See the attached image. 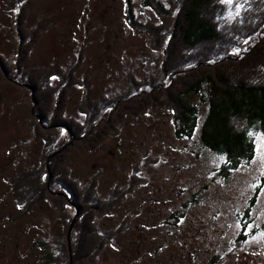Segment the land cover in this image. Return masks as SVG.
<instances>
[{"label": "rangeland", "instance_id": "rangeland-1", "mask_svg": "<svg viewBox=\"0 0 264 264\" xmlns=\"http://www.w3.org/2000/svg\"><path fill=\"white\" fill-rule=\"evenodd\" d=\"M222 1L226 17L236 18L238 0ZM129 7L140 22H161L144 0H0V57L6 65L0 60V264H46L45 254H57L69 241L51 200H39L23 216L13 193L18 174L46 168L53 157L44 161L43 133L30 125L36 90L12 82L18 66L26 72L77 65V81L63 97L57 93L54 103L60 110L65 99L61 113L83 122L80 106L89 95L97 100L120 93L128 71L141 80L157 59H167L166 49L156 55L150 37L130 25ZM29 30L36 37L27 49ZM21 49L29 51L26 59ZM54 80L59 88L62 82ZM189 100L202 121L207 104L200 95ZM251 134L253 161L228 179L219 173L224 155L203 147L197 134L179 138L173 113L165 108L126 116L95 150L81 143L65 150L73 140L63 135L56 152L65 153L64 167L80 189L96 177L99 197L108 200L134 180L124 200L96 220L100 234L114 238L95 264H208L222 251L234 253L221 264H234L239 256L235 264H264V134Z\"/></svg>", "mask_w": 264, "mask_h": 264}, {"label": "trees", "instance_id": "trees-1", "mask_svg": "<svg viewBox=\"0 0 264 264\" xmlns=\"http://www.w3.org/2000/svg\"><path fill=\"white\" fill-rule=\"evenodd\" d=\"M17 1L24 4L29 0ZM144 4L156 12L161 22H140L129 7L130 25L150 37L156 55L166 49L167 59H157L141 80L128 71L127 87L120 93L97 100L89 95L80 106L83 122L61 113L65 99L60 110L54 103L57 93L63 97L67 87L75 83L77 65L68 70L55 65L26 72L19 65L21 77L15 75L12 81L36 90L30 125L43 133L44 161L53 155L48 163L44 162L46 168H34L15 177L16 201L24 216L39 200H51L60 213L64 232L71 238V248L67 237L57 254H45L46 264H95L98 253L114 238L109 233L100 234L97 218L118 206L134 187L133 180L126 189L114 190L108 200L99 197L96 177L80 189L64 167L65 153L56 152L63 135L73 140L65 150L77 143L95 150L126 116L139 117L151 109L165 108L173 113L179 138L197 134L203 147L224 155L219 173L228 179L255 157L251 132L257 129L264 134V0H238L241 10L233 20L226 17L227 5L222 0H144ZM19 27L24 39L25 30L21 24ZM29 33L27 49L36 37L33 30ZM28 52L21 49L23 59ZM54 77L62 82L59 88L53 84ZM197 95L208 106L202 121L198 107L189 100Z\"/></svg>", "mask_w": 264, "mask_h": 264}, {"label": "flooded vegetation", "instance_id": "flooded-vegetation-1", "mask_svg": "<svg viewBox=\"0 0 264 264\" xmlns=\"http://www.w3.org/2000/svg\"><path fill=\"white\" fill-rule=\"evenodd\" d=\"M21 11L19 12V14H21ZM21 19H22V16H19V21ZM19 24H21V23L19 22ZM18 32H19V35H21V33H20V27H18ZM15 189H16V187L13 186V193L14 194H15ZM17 205H18V207H20L18 203H17ZM231 253L233 254L234 252L233 251H228V252L222 251L220 254L214 253V254L211 255V258L212 259H211V261L210 260L208 261L209 262L208 264H219V263L221 264V263H225L228 260V256L227 255L230 256ZM239 259H240V256L236 260H239ZM236 260H235V262H236ZM235 262H234V264H235Z\"/></svg>", "mask_w": 264, "mask_h": 264}, {"label": "water", "instance_id": "water-1", "mask_svg": "<svg viewBox=\"0 0 264 264\" xmlns=\"http://www.w3.org/2000/svg\"><path fill=\"white\" fill-rule=\"evenodd\" d=\"M69 244H70V248H71V243H70V233H69Z\"/></svg>", "mask_w": 264, "mask_h": 264}]
</instances>
